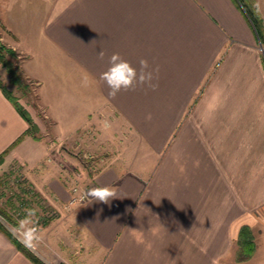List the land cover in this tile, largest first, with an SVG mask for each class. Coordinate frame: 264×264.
I'll use <instances>...</instances> for the list:
<instances>
[{"label":"crops","instance_id":"1","mask_svg":"<svg viewBox=\"0 0 264 264\" xmlns=\"http://www.w3.org/2000/svg\"><path fill=\"white\" fill-rule=\"evenodd\" d=\"M10 1L0 0V35L25 55L20 69L40 87L29 58L43 56L50 71L54 59L71 64L82 73L75 93L84 109L64 129L38 90L51 128L27 109L37 132L25 134L29 123L0 87V169L21 163L58 212L45 227L49 249L27 253L0 228V264H264L255 256L264 242V42L237 1L18 0L32 11L16 23L4 15ZM114 53L137 69L141 59L159 67L157 90L111 97L100 75ZM90 126L123 138L121 154L89 178L87 200L66 210L57 146ZM98 187L117 198L92 200ZM242 226L261 238L239 260Z\"/></svg>","mask_w":264,"mask_h":264},{"label":"rangeland","instance_id":"2","mask_svg":"<svg viewBox=\"0 0 264 264\" xmlns=\"http://www.w3.org/2000/svg\"><path fill=\"white\" fill-rule=\"evenodd\" d=\"M247 1L256 9V12L262 18L264 30V0ZM2 2H0V4H2ZM3 10L4 15L6 17L9 16L11 19L15 20L14 23H16L19 21L17 20L18 15L24 16L25 11L30 13L32 11V7H22L21 2L18 3V0H15L14 2L11 0L8 5L4 6ZM0 44H2L5 48L11 49L2 42L1 35ZM11 50L13 54L5 53L4 58L11 63L18 79L14 80L9 70L0 62V84L8 91L13 99H15V101H17V103L20 104L27 112V109H30L33 113H35V115L37 114L36 117L40 126L43 129H47L48 132L50 131L49 129L51 128V124L49 120L47 121L45 119L43 109L36 105L38 90L44 98L46 97V99L50 101L51 112L58 116V118L60 116L62 117L61 125L64 129L70 128V120H68V118H72V123H76V121L78 123V121L81 120L80 117L82 116L84 106L80 102L81 98L79 94L75 93L76 91H79L75 84H80L81 82V71L76 68H72L71 70V64H69L70 68H68L65 64L61 65L58 59L53 60L54 68L50 71L43 64V56L40 55L38 58L33 56L29 58L30 60L27 65L32 68L34 64L36 65V69L33 71H35L34 73L41 80V85L39 87L37 80L28 77L20 69V64L25 58V55L13 49ZM35 60L41 61L39 63H35ZM66 80L73 82L75 86H73V88H68L65 83H62ZM38 87L40 89H38ZM69 89L70 91L73 89L74 93L71 94ZM85 107L87 109L86 105ZM28 115L32 121L29 112ZM33 124L35 125L32 121L30 125L32 126ZM122 139L120 140L119 138L114 142L113 136L101 134L97 127L90 126L83 131L79 130L77 135L70 141L58 143V154L62 158H59L58 161L59 174L57 179H59L70 191V196L64 206L66 210L72 208V206L69 207L70 200L74 195L72 189L76 188L77 190L86 192L89 185V178L102 167L106 166L110 158L121 154L120 145L122 143ZM0 208L11 215L15 221V225L9 224L1 216L0 223L24 246L26 245L23 241L22 234L18 232L19 221L25 217L26 209H37L39 225L43 232V239L39 245L49 249L47 225L55 222L58 217V212L49 203L48 199L42 197L36 191L33 184L27 179L25 167L21 165V163L12 162L8 166L0 169ZM260 228L264 229V225ZM250 233L253 237L252 239L255 245V240L259 239V237L261 238V234H258V232L254 230H251ZM30 248L36 251L38 246ZM256 250L255 256L264 254V242H262L259 249L256 248Z\"/></svg>","mask_w":264,"mask_h":264},{"label":"clouds","instance_id":"3","mask_svg":"<svg viewBox=\"0 0 264 264\" xmlns=\"http://www.w3.org/2000/svg\"><path fill=\"white\" fill-rule=\"evenodd\" d=\"M103 55V51L99 52L101 59ZM100 79L107 85L109 95L113 98L121 91H135L138 87H147L155 91L159 87V67L153 69L147 60L141 59L137 69L129 61L123 59L119 53H114L109 59V67L101 73ZM82 83L87 86L88 77H85ZM89 196L94 201L107 204L117 198V193L115 188L98 187L91 189ZM37 211V209H26L25 217L18 224V232L22 234L23 241L28 247H37L43 239Z\"/></svg>","mask_w":264,"mask_h":264},{"label":"trees","instance_id":"4","mask_svg":"<svg viewBox=\"0 0 264 264\" xmlns=\"http://www.w3.org/2000/svg\"><path fill=\"white\" fill-rule=\"evenodd\" d=\"M236 1L239 4V6L242 8L244 13L246 14L247 18L249 19V21H250V23H251V25H252V27H253L256 35H257V38L259 39V41L261 43H263L264 42V30H263L262 18L256 12V9L247 0H236ZM5 53L13 54L11 49L5 48L2 44H0V62L2 63L3 66H5L9 70V72L12 74L13 79L17 80L18 76L16 75L14 68L12 67L11 63L6 58H4ZM0 87L2 88L3 92L15 104V106L17 107V109L21 113V115H23L24 118L29 123V127L25 131V134H29V133L35 134V132H37V127L34 124H33L34 126L30 125L32 121L29 118L28 112L20 104H18L17 101H15V99H13V97L8 93V91L1 84H0ZM18 139H20V138H18ZM6 152H7V150L3 151L0 154V164L3 161V157H4ZM0 216L9 224L15 225V221L11 217V215H9L7 212L2 210L1 208H0ZM0 228L5 232V234H7L15 242V244L21 250H24L27 253H29V251H27V248L20 241H18L17 238H15L7 229H5L1 223H0ZM250 231H251L250 228L247 226H242L239 230L238 238H237V248H238L237 258L239 260L249 258L254 252L255 245L253 243V239H252L253 237L251 236Z\"/></svg>","mask_w":264,"mask_h":264},{"label":"built area","instance_id":"5","mask_svg":"<svg viewBox=\"0 0 264 264\" xmlns=\"http://www.w3.org/2000/svg\"><path fill=\"white\" fill-rule=\"evenodd\" d=\"M261 50H262V54H263V58H264V48L261 47ZM73 192H74V195L72 196L71 200H70V206H74L76 204H80V203H83L87 200L88 198V195L85 191H81V190H77L76 188H73L72 189ZM57 264H66L64 262H59Z\"/></svg>","mask_w":264,"mask_h":264}]
</instances>
